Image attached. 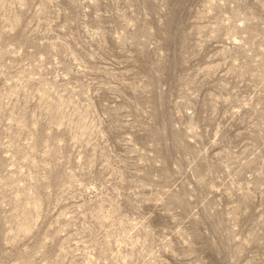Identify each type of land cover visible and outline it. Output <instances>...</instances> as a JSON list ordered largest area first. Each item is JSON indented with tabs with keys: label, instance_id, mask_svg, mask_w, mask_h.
Wrapping results in <instances>:
<instances>
[{
	"label": "rangeland",
	"instance_id": "374dc122",
	"mask_svg": "<svg viewBox=\"0 0 264 264\" xmlns=\"http://www.w3.org/2000/svg\"><path fill=\"white\" fill-rule=\"evenodd\" d=\"M0 264H264V0H0Z\"/></svg>",
	"mask_w": 264,
	"mask_h": 264
}]
</instances>
